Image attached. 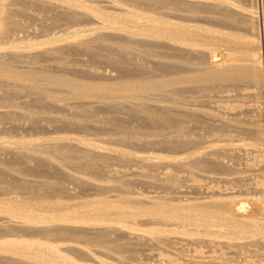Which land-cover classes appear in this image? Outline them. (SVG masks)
<instances>
[{"label":"bare ground","instance_id":"6f19581e","mask_svg":"<svg viewBox=\"0 0 264 264\" xmlns=\"http://www.w3.org/2000/svg\"><path fill=\"white\" fill-rule=\"evenodd\" d=\"M256 1L244 0L240 6L244 10L238 12L233 0H0V39L14 36L20 28H24V24L12 19L15 9H11L10 5L18 2L49 11L54 23L90 20L93 25L52 34L40 42L17 40L11 43L13 61L0 53V102L11 100L2 107L28 109L29 114L19 115L22 119L26 118L32 128L42 127V120L56 130L72 127L86 132L94 126L95 130L99 128L107 134L108 131L122 133L119 143H150L159 148H176L188 141L178 138L179 143H176L174 137L176 134L177 137L184 136L189 129L185 119L190 117L186 115L192 109L182 114L177 113L176 108L173 112L170 105L183 101L181 97L190 88L189 84L213 87L220 82L245 81L252 85L256 99L263 98L257 99L256 104L260 109L257 115L263 117V33ZM201 21L208 25L201 24ZM219 21L228 28H232L230 26L235 21L241 22L248 31L242 34L232 30L222 32L220 28H214ZM72 54L89 55L90 60L82 62L88 68L77 67L79 61L69 56ZM20 58L25 64H17ZM53 62L55 64H51ZM90 62L113 65L120 76H108L109 73L92 69ZM16 95L28 99L13 101ZM55 110L58 113L66 111V114L44 118ZM97 111L105 114L93 118L98 115ZM194 113L193 116L196 115ZM19 115L11 109L0 110V123L12 122L16 125L21 119ZM193 116L190 118L193 119ZM203 117L196 119L198 116L196 121L190 119L188 122H196L194 125L199 126L207 121ZM135 121L137 124H133ZM252 122L255 126L253 135H257V143L264 147V118H254ZM149 135L157 138L145 139ZM1 141L2 144L9 143ZM77 142L26 143L34 152L28 154L32 163L36 160L34 166L41 167V175L43 178L49 175L48 179H28L27 175H34L30 169L35 167L29 162L25 165L24 161L16 172L20 176L13 174L8 175L10 178L5 181L1 179L0 264L1 261L8 264L14 260L21 264H116L108 259L109 256L106 257L107 250L115 254L130 253L134 244L149 243V240L179 243L175 233L195 236L207 232L206 228L217 226L218 229H225L224 234L234 238L247 233L244 227L247 229L249 222L256 224L248 229L264 233V168L263 175L257 180V188L254 187L260 194L257 195L260 205L256 209L251 208L253 211L231 197L221 198L211 207L203 204L176 205L167 196L144 199L129 195L131 186H125L136 179L132 180V175L128 178L129 172L121 167L113 168L115 161L113 164L111 161L142 163L147 160L140 154L114 147L111 149L118 155L112 154L103 151L90 139H78ZM17 153L15 151L14 155L19 156ZM258 157L264 166V150ZM153 158L146 163L150 167H157L168 159L161 153ZM207 162L195 160L193 164L194 167L207 169L210 164ZM136 168L132 174L140 172ZM50 175L54 181L50 180ZM166 175L165 182L170 184L175 174L166 171ZM110 179L116 183H110ZM66 181L77 185L79 191L92 187L105 192L118 189L119 193L107 198H85L87 196L77 195L78 191L77 194L73 190L71 193L66 186L68 183L64 184ZM194 182L199 186L197 179ZM166 183L164 185H168ZM196 239L202 241L201 238ZM198 247L193 250L199 251ZM167 262L162 264H182L172 256Z\"/></svg>","mask_w":264,"mask_h":264},{"label":"rangeland","instance_id":"374dc122","mask_svg":"<svg viewBox=\"0 0 264 264\" xmlns=\"http://www.w3.org/2000/svg\"><path fill=\"white\" fill-rule=\"evenodd\" d=\"M233 1H235L234 2L235 10L236 8H237V11L239 9L238 12H241V10H244V9H241L242 7H240L242 6V2L244 0H233ZM256 2H258V7L260 11L259 25L263 33V38H262L263 39L262 40V48H263L262 51H263L264 50V47H263L264 46V0H257ZM237 4L239 6H236ZM10 8L15 9V13L13 15L14 17H12V19H14L15 21L19 23L24 24V28H20L17 34L14 35L15 37L11 35L9 37H3L2 39H0V45L3 44L4 46V47L2 46L3 47L2 50L0 49V53H2V55H4V57L6 58L10 57L9 59H12V61L14 59H13V56H10V55L11 53H13V48H11L10 45L11 43H15V41L17 40L18 42L20 41L28 42L31 40L40 42L41 40H44L52 36V34H61V33H64L65 31L68 32L69 30H72V28H75V27L93 26L92 21L90 20H76V21H64L62 23H54L52 21V17H49V15H51L49 11L48 12H46L45 10L42 11V9H40L39 7H35V6L31 7V6H28V4L23 3V2L13 3L10 5ZM202 22L203 21H201L200 23L201 24L204 23L208 25V23L206 22L202 23ZM210 22L216 23L214 20H211ZM235 22L233 25L230 26V27L233 26L232 28H228L223 25L222 21H219V25H218L219 27L216 25L214 26V28H217V29L220 28V31L222 32L227 31V30L229 31L232 30L237 33L240 32L241 34L247 33L248 29L245 28L241 22H238V21H235ZM263 54H264V51H263ZM196 55H198V53H196ZM69 56L72 59L79 61L78 64L76 63L75 64L77 67L82 66L81 68L83 69H85L87 66L86 64H82V62L83 61L87 62L88 60H90V56L87 54H72ZM141 61L143 62L144 60L141 59ZM18 63L22 65V64H25V61H22V58H20L19 61H17V64ZM90 63H89L90 67L92 69L98 70L107 75L109 73L108 76H111V75L114 77L116 76L118 77V75L120 76V72L115 66L113 67V65L101 63V62H95V63L90 62ZM143 63H145V61ZM51 64H55V63L53 62ZM146 64H149V63H146ZM251 86L252 85H249L245 81H236V83L235 82L234 83L233 82L232 83L231 82L230 83L220 82L214 85L213 87L211 86L203 87L202 84H195V83L189 84L188 87L190 88L187 87L189 89V90L187 89L188 92L186 90L185 92L187 93L184 92L183 96L181 97L183 101L180 102L179 104L170 105L172 106L171 108L173 109V112H174V108H176V112L182 113V114H183V111L185 113H188V111L192 109L191 111H189L190 114L188 113L186 117L188 115H190L191 117V115L193 116V114H195L194 112H196V115L193 116L194 117L193 119L190 117H187L185 119L187 121L184 120L186 122L185 125L188 126L189 128V129L187 128L188 130L184 132L185 133L184 136L177 137L178 134H176V136L174 137L176 138L175 139L176 143H179L177 140L178 138L182 140L183 139L185 140L186 138V140L190 141L191 143L190 142L188 143L187 141L185 142V144H179L182 146H178L176 148H167V147L159 148L157 147V145H153L150 143L134 144L132 142L125 143V141H121L119 143L120 141L119 135L121 136L122 133L119 134L120 132L118 133L116 131L115 132L108 131V134H107L106 131L102 132L103 131L102 129L100 130L99 128H97V130H95L94 126H91L93 130L92 128H90L86 132H84L82 129L79 130L77 128H72V127L71 128L63 127V129L65 128L64 130L63 129L61 130V128H59L60 130L59 129L56 130V128L52 126L50 123H47V121L42 120L43 126L40 128L34 127L35 128L34 129L32 128L33 126L32 127L30 126V122L26 118H25L26 121L24 118L22 119L23 114H26V113L29 114L30 111L28 109L24 107H13V106H11L12 108H10V106L2 107L4 105H8L9 103H11V100L7 103L0 102L1 111H6V110L11 109L12 111L14 110L15 112H17L18 115L22 114V115H19L21 116L20 117L21 119L20 121H18V123H16V125H13L12 122L11 123L7 122V124L0 123V149L2 150L0 151V182H2L3 180L5 181L6 179H9L10 178L9 176L13 174L20 176V174L16 173L18 170L21 169L20 168L21 166H19L20 164L29 165L30 163V165H32L33 167L36 166V163H35L36 160L34 159L35 162L33 161L32 163V159L29 156V155L34 154V152L31 151L29 147L30 145L28 146V144L26 143H32V144H45L46 142L48 143L50 142L78 143L77 142L78 139H90L96 142L97 146L101 147L103 151L110 152L112 154H117L111 148L113 147L120 148V149H124L130 152H133V153L140 154L141 157H144L147 159V160H143L144 162L142 163L141 161H136L137 163L132 162V161L131 162L119 161V160L111 161L112 164L114 163L113 161H115L116 163V164L115 163L113 164L114 165V167L112 166L113 168L121 167L120 169L123 168L125 169V172L127 171L129 172V174L126 173L127 176H129L128 178H130L132 175L134 179L132 178L131 179L132 180L136 179L129 185L125 186L126 188H129V186H131L129 190H132V191H129L130 194L128 193L130 196H138V197L141 196L140 198H144V199H147V197L149 196H156V195H158L156 197H160V198L167 196V197H170L174 201V204L176 205L203 204L204 206H209V207L214 206V204L218 203V200L221 198L231 197V198H236L235 200L240 201L242 204H245L250 209L251 208L256 209L258 208V205H260V201L257 197L259 193L257 192V189H255L254 187L256 186L257 188V185H256L257 180H260L261 178L260 176L263 175L264 166H263V163L260 162V159H259L260 157L258 156L259 154H261V151L264 150V147H262L261 145L257 143V137H256L257 135L256 134L255 136L253 135L255 131L253 129H255L254 128L255 126L252 124L253 123L252 120L258 117L264 118V114H263V117L260 115H257L259 114L258 112L260 111V109L256 107V104L258 103L257 101L258 98L256 99V96L254 95V92ZM26 99H28V97H25V96L20 97V95H16L15 97H13L12 100L16 102H20ZM259 99L263 100L262 97ZM262 107H263L262 112L264 113V110H263L264 104L262 105ZM55 111L56 112L53 111V113L49 112L47 116H44V118L50 117L49 115L55 116V115H59L63 113L66 114V111L62 112L61 110V112L59 111L60 113H58L57 110ZM199 113H202V114L204 113V114L201 115ZM97 114L98 115L93 118L102 116V114L104 115L105 113L101 111H97ZM119 114L121 115V113ZM197 114H199L198 115L199 118H196L198 117ZM200 117L207 119V121H205L206 125L204 124V121H203L206 119H201V121H203L202 122L203 124L201 123L202 125L200 124H198L199 126L194 125L196 124V122L193 124V122L196 121V119H200ZM183 118H185V116ZM188 120L190 121L194 120V121L188 122ZM198 123H200V121ZM133 124H137V121L133 122ZM183 125H184V122H183ZM115 138H116V141H115ZM153 138L156 139L157 137L149 135V137L145 139L154 140ZM187 138H190V140ZM2 139L3 141H9V143L2 144L1 143ZM121 143L123 144L121 145ZM9 151H13V152H9ZM15 151L16 153L18 152L17 154H19V156L21 155L24 159L21 156L19 157L16 154L14 155ZM201 151H202V154H201ZM158 153L165 154L168 157V159L163 162H160L159 163L160 165H158L157 167L148 166V164L146 163H150V161L154 159L153 157ZM26 155H27V158H26ZM193 155H196V156H193ZM13 156L14 157L18 156L17 158L15 157L17 160L13 158ZM18 158H21L22 160ZM15 160L18 162H15ZM192 160L194 162L195 160H198V161L202 160L204 163L206 160L208 161L207 163H210V164H208L207 169H202L199 167L197 168V167H194V164H193L194 162ZM22 161H24V164ZM187 161H190V163L192 162L193 165L192 164L190 165ZM139 162L142 165L143 164L144 165L140 166L141 164ZM134 167L135 168L137 167L136 170L140 171L137 174H134L133 172L135 176L132 174V170L133 171L135 170ZM2 170H4L5 172ZM30 170L34 171L33 172L34 175H30L31 177L30 176L28 177L27 175L28 179L33 178V179L40 180L41 177L42 179H46V180L48 179L49 175L48 176L46 175L45 178H43V176L41 175L42 174L41 167L31 168ZM35 171H36L37 176L35 174ZM166 171H170L173 175L175 174V176L171 179L172 181L170 180V184L168 182L166 183L165 182L166 180L164 179L166 175ZM39 172H41L40 175H39ZM136 175H138V177ZM51 176L52 175H50V177ZM124 176L127 178L126 175ZM193 178L197 179L198 182H196V184H198L200 187L195 185L194 181L196 179L193 180ZM51 179L52 181L55 180L53 179V177H51L50 180ZM109 181L110 183L113 182L111 179ZM114 183H116L115 180L113 184ZM164 183L168 185H164ZM64 184L65 185L67 184L66 185L67 188L71 189L70 190L71 193H72V190L76 192V193L73 192V194L74 193L77 194L79 192L77 195L79 196L81 195L82 197L87 196L85 198H90V197L91 198H100V197L107 198L108 196L113 197L112 196L113 194L115 195L119 193L118 189L117 190L114 189L115 192L113 191V189L111 191L106 190L105 192V190L99 191L98 189L96 190L92 187H89V189L86 187L87 190L86 188H84V190H82L83 188L82 189L80 188L81 190L79 191V187H77V185H75L74 183H70V181L69 182L66 181L64 182ZM131 192H133V194H131ZM254 192H256V194ZM251 211L253 210L251 209ZM243 222L245 223V221ZM249 223L250 224L247 225V229L246 227H244L247 233L240 235L242 238L240 236L231 238L229 234H224L225 229L222 230L223 228L218 229L219 227L217 226L216 227L211 226V228H208V229L206 228L207 232L203 231L204 233L201 232V233L196 234L195 236L192 234L186 235V234L179 233L180 235H178V233H175L177 234L176 236L179 237V238L178 237L176 238V240L179 241V243L174 241L175 244L174 242L173 243L168 242L167 244V242H164V243L161 241L153 242L149 240L150 241L149 243L145 242V243L140 244L141 242H139L137 244H134L132 246L133 252H130L131 254L129 252L127 253L126 252H123V253L116 252L115 254V252L107 250L106 254L107 253L108 254L106 255V257L109 256L108 259L110 261L112 260L116 264L117 263L118 264H162L165 262L168 263L167 261L170 258V256H172V258L174 257L177 260V262L179 260L182 264L184 263L186 264L187 263L189 264H194V263L196 264L197 263L198 264L200 263L201 264H264V233L262 231L254 232V230L251 228L248 229V227L254 226V224H256V222L255 223L249 222ZM145 226L147 225H144L143 227ZM174 226H177V224H175ZM219 230H221L223 233L220 232ZM147 235L152 237L150 234H147ZM196 238H201L202 241L199 242L200 240L197 241ZM77 244L84 246V244L82 243H77ZM197 247L199 248V251L195 252V250L193 249ZM10 262L8 264H18L19 263L16 260L12 261V263ZM79 262H83V261H79ZM4 263H5L4 261L3 262L1 261V264H4Z\"/></svg>","mask_w":264,"mask_h":264}]
</instances>
